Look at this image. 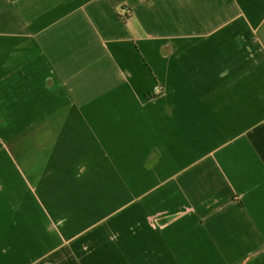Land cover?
<instances>
[{
    "label": "crops",
    "instance_id": "0c3cea01",
    "mask_svg": "<svg viewBox=\"0 0 264 264\" xmlns=\"http://www.w3.org/2000/svg\"><path fill=\"white\" fill-rule=\"evenodd\" d=\"M0 264H264V0H0Z\"/></svg>",
    "mask_w": 264,
    "mask_h": 264
},
{
    "label": "rangeland",
    "instance_id": "374dc122",
    "mask_svg": "<svg viewBox=\"0 0 264 264\" xmlns=\"http://www.w3.org/2000/svg\"><path fill=\"white\" fill-rule=\"evenodd\" d=\"M97 111H102V109H99V110H97ZM69 133H70V131H69ZM51 135L52 134H49V137H51ZM47 135H45V134H42V138H44V137H46ZM53 137V136H52ZM85 145H87V143H84ZM91 144V143H90Z\"/></svg>",
    "mask_w": 264,
    "mask_h": 264
}]
</instances>
